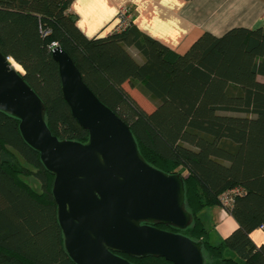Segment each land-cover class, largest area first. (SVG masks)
Segmentation results:
<instances>
[{"label":"trees","instance_id":"1","mask_svg":"<svg viewBox=\"0 0 264 264\" xmlns=\"http://www.w3.org/2000/svg\"><path fill=\"white\" fill-rule=\"evenodd\" d=\"M72 1L0 0V52L22 68L50 132L58 139H88L62 96L51 52L56 44L96 97L128 124L142 159L181 174L191 222L184 229L161 226L200 240L203 264H264V244L250 238L264 224V83L257 80L264 76V15L256 28L203 32L179 54L138 30L132 18L121 30L88 37L70 11ZM18 123L0 111V264H74L57 221L53 175ZM225 193L231 194L228 205L220 199ZM212 206L237 223L216 244L199 216ZM119 255L132 264H173Z\"/></svg>","mask_w":264,"mask_h":264},{"label":"water","instance_id":"2","mask_svg":"<svg viewBox=\"0 0 264 264\" xmlns=\"http://www.w3.org/2000/svg\"><path fill=\"white\" fill-rule=\"evenodd\" d=\"M51 52L62 96L88 132L87 141L50 132L41 99L19 74L22 68L1 52L0 111L18 119L21 137L53 175L51 193L68 257L74 264H132L119 254L203 264L200 240L156 227L184 229L191 222L181 174L145 162L128 124L84 83L67 52L58 45Z\"/></svg>","mask_w":264,"mask_h":264},{"label":"crops","instance_id":"3","mask_svg":"<svg viewBox=\"0 0 264 264\" xmlns=\"http://www.w3.org/2000/svg\"><path fill=\"white\" fill-rule=\"evenodd\" d=\"M128 5L134 26L182 54L203 33L220 36L233 27L256 28L264 15V0H73L70 11L88 37L107 34L116 24L117 9ZM130 52L141 56L132 48ZM264 83V76L257 75ZM216 244L229 235L237 223L220 206L205 207L199 213ZM252 242L264 244V228L250 233Z\"/></svg>","mask_w":264,"mask_h":264},{"label":"built area","instance_id":"4","mask_svg":"<svg viewBox=\"0 0 264 264\" xmlns=\"http://www.w3.org/2000/svg\"><path fill=\"white\" fill-rule=\"evenodd\" d=\"M131 17H132L131 10L128 5L119 6L116 14V24L113 30L118 31L125 28L130 23ZM55 45L56 44H54V46ZM220 199L224 205H228L231 202V194L225 193L220 197ZM259 228L260 229L264 228V224H261Z\"/></svg>","mask_w":264,"mask_h":264},{"label":"rangeland","instance_id":"5","mask_svg":"<svg viewBox=\"0 0 264 264\" xmlns=\"http://www.w3.org/2000/svg\"><path fill=\"white\" fill-rule=\"evenodd\" d=\"M22 71V70H21ZM144 102V101H143ZM145 106H147L148 107V104L147 103H143ZM18 160H19V162L22 164V165H25V167H28L25 163H24V161L21 159V158H19L18 157ZM23 179L33 188V189H35L36 191H39L40 190V185H39V183L36 181V179H34L33 177H31V176H25V177H23ZM161 228H163V226H161ZM164 229V228H163ZM166 230V229H165ZM169 231V230H168ZM177 233V232H176Z\"/></svg>","mask_w":264,"mask_h":264},{"label":"bare ground","instance_id":"6","mask_svg":"<svg viewBox=\"0 0 264 264\" xmlns=\"http://www.w3.org/2000/svg\"><path fill=\"white\" fill-rule=\"evenodd\" d=\"M10 64H12L15 69L21 70V67L16 62H14L13 60H10Z\"/></svg>","mask_w":264,"mask_h":264},{"label":"flooded vegetation","instance_id":"7","mask_svg":"<svg viewBox=\"0 0 264 264\" xmlns=\"http://www.w3.org/2000/svg\"><path fill=\"white\" fill-rule=\"evenodd\" d=\"M156 227L161 228V225L160 224H157ZM161 229H163V228H161Z\"/></svg>","mask_w":264,"mask_h":264}]
</instances>
